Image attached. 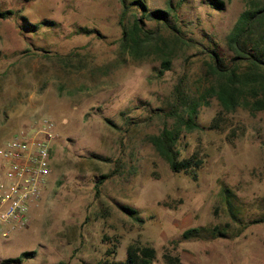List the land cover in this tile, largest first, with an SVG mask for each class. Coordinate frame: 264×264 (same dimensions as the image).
Masks as SVG:
<instances>
[{
  "label": "rangeland",
  "instance_id": "rangeland-1",
  "mask_svg": "<svg viewBox=\"0 0 264 264\" xmlns=\"http://www.w3.org/2000/svg\"><path fill=\"white\" fill-rule=\"evenodd\" d=\"M143 1L149 9L171 3L169 22L191 41L144 18L152 37L124 45L119 21L130 25L135 11L120 0H0V10H18L0 17V146L40 115L55 129L48 184L28 224L0 238V264L122 260L131 242L154 248L152 264H264V220L240 227L264 215V109L238 105L216 125L219 102L205 94L216 81L206 49L214 42L227 60L224 35L245 2ZM178 77L187 95L206 99L176 144L179 157H200L194 176L171 171L147 140L176 122L166 113ZM2 168L0 157V178ZM193 226L204 230L181 236ZM23 250L33 254L2 262Z\"/></svg>",
  "mask_w": 264,
  "mask_h": 264
},
{
  "label": "trees",
  "instance_id": "trees-1",
  "mask_svg": "<svg viewBox=\"0 0 264 264\" xmlns=\"http://www.w3.org/2000/svg\"><path fill=\"white\" fill-rule=\"evenodd\" d=\"M123 10L132 8L135 13L130 25L126 26L119 21L121 27V41L130 48H135L140 39H150L152 30L144 28L143 19H154L161 21L171 30L176 39L180 41H191L186 39L178 27L169 22V16L173 12L171 3L168 8H151L149 9L143 0H120ZM209 4L216 8H221L223 0H207ZM244 8L238 13L230 29L224 35L226 49L231 55L224 58L219 52L214 42L210 43L206 51L209 61L208 67L216 77L214 84H210L205 89L207 96H214L219 102V110L212 119L214 124H218L223 114L235 109L236 106L242 105L249 111L264 109V0H244ZM18 10L6 8L0 10V17H7ZM24 19V18H23ZM25 26L36 27V23L23 22ZM160 71L169 68V58L161 60ZM183 77H178L173 85L172 98L174 104L168 109L167 116H174L176 122L172 125L163 124L156 133L147 136L154 150L166 161L171 171H184L194 176L196 168L199 166L201 159L196 154L179 157V151L176 147L180 125L186 129L196 126L194 120L197 107L201 102H205V97L200 98L187 95L183 87ZM204 94V95H205ZM184 112V115L181 113ZM212 121V122H213ZM108 173L98 175L95 180V188L102 182ZM229 213L233 220L234 209L229 199L226 197ZM130 216L136 217V210L121 205ZM264 220L262 217L251 219L240 225L244 227L248 222ZM236 221V220H235ZM204 227L193 226L182 230L181 236L195 237L200 234ZM211 235H225V231L215 228L209 231ZM33 254V250H23L16 256L5 257L2 262H19L23 258ZM155 256L154 248L148 244L140 242H131L126 245L125 256L122 260L102 258L95 263L85 264H152ZM168 264H178L177 258L165 257ZM62 264V263H59Z\"/></svg>",
  "mask_w": 264,
  "mask_h": 264
},
{
  "label": "built area",
  "instance_id": "built-area-1",
  "mask_svg": "<svg viewBox=\"0 0 264 264\" xmlns=\"http://www.w3.org/2000/svg\"><path fill=\"white\" fill-rule=\"evenodd\" d=\"M54 137L52 119L40 115L2 141L0 238L8 237L28 224L30 208L37 204L48 184Z\"/></svg>",
  "mask_w": 264,
  "mask_h": 264
}]
</instances>
